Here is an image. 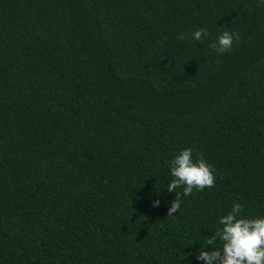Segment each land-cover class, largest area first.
<instances>
[{"label": "trees", "instance_id": "obj_1", "mask_svg": "<svg viewBox=\"0 0 264 264\" xmlns=\"http://www.w3.org/2000/svg\"><path fill=\"white\" fill-rule=\"evenodd\" d=\"M183 148L215 181L167 216ZM233 202L264 216V0H0V264H203Z\"/></svg>", "mask_w": 264, "mask_h": 264}, {"label": "clouds", "instance_id": "obj_2", "mask_svg": "<svg viewBox=\"0 0 264 264\" xmlns=\"http://www.w3.org/2000/svg\"><path fill=\"white\" fill-rule=\"evenodd\" d=\"M206 28L192 31L187 36L181 32L177 40L190 38L201 41L209 37ZM239 34L222 31L215 41L209 44L216 53H224L232 47L233 40H238ZM170 180L165 190L174 193L167 216L177 213L181 207V196H188L195 189L201 191L214 185L215 173L210 164L202 156L193 158L191 148H183L174 153L166 161ZM180 188L181 191L177 192ZM159 199L151 202L152 207H158ZM242 204L233 202L230 210L218 218V229L206 240L204 249L195 254V260L203 264H264V216L245 217L242 215ZM218 242V246L216 245Z\"/></svg>", "mask_w": 264, "mask_h": 264}]
</instances>
